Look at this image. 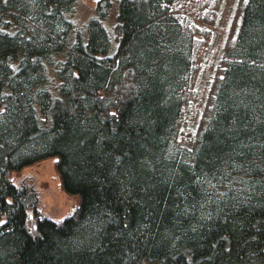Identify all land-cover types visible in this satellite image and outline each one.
I'll return each instance as SVG.
<instances>
[{
	"label": "trees",
	"instance_id": "16d2710c",
	"mask_svg": "<svg viewBox=\"0 0 264 264\" xmlns=\"http://www.w3.org/2000/svg\"><path fill=\"white\" fill-rule=\"evenodd\" d=\"M77 1L0 0V264H264V0L238 4L188 140L219 0H119L114 39L110 2L78 29ZM49 159L80 198L61 221L11 180Z\"/></svg>",
	"mask_w": 264,
	"mask_h": 264
},
{
	"label": "rangeland",
	"instance_id": "374dc122",
	"mask_svg": "<svg viewBox=\"0 0 264 264\" xmlns=\"http://www.w3.org/2000/svg\"><path fill=\"white\" fill-rule=\"evenodd\" d=\"M118 1L98 0L94 2L92 0H78L69 18L78 29H83L92 18L96 17L97 8L100 5H105L106 2H110V9L104 25L109 31L111 38L114 39L117 25ZM240 1L219 0L220 4L214 11V23L212 24H205L196 20V23L202 28L204 34L198 36L201 40V51L193 87L194 98L190 103V107L180 128L179 138L181 140H188L198 129L200 118L209 96V86L218 68L224 44L230 38V32L234 24V27L237 26L235 18L236 21L237 17L239 20L237 8ZM50 76L52 84H57L58 81L54 73H50ZM11 180L16 186L28 187L37 193V210L38 214L43 217L54 221H61L73 215L79 207V196H69L63 191L55 159L45 160L20 172H15L11 175ZM30 215H33V213L30 212ZM30 222H32V218Z\"/></svg>",
	"mask_w": 264,
	"mask_h": 264
},
{
	"label": "water",
	"instance_id": "95a60500",
	"mask_svg": "<svg viewBox=\"0 0 264 264\" xmlns=\"http://www.w3.org/2000/svg\"><path fill=\"white\" fill-rule=\"evenodd\" d=\"M92 1L96 2V1H98V0H92Z\"/></svg>",
	"mask_w": 264,
	"mask_h": 264
},
{
	"label": "snow or ice",
	"instance_id": "6c2138e0",
	"mask_svg": "<svg viewBox=\"0 0 264 264\" xmlns=\"http://www.w3.org/2000/svg\"><path fill=\"white\" fill-rule=\"evenodd\" d=\"M245 2H247V0H245Z\"/></svg>",
	"mask_w": 264,
	"mask_h": 264
}]
</instances>
